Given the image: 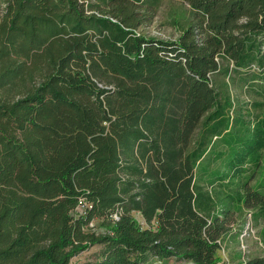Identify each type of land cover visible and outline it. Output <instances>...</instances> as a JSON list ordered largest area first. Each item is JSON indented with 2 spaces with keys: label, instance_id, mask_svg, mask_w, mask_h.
Here are the masks:
<instances>
[{
  "label": "trees",
  "instance_id": "trees-1",
  "mask_svg": "<svg viewBox=\"0 0 264 264\" xmlns=\"http://www.w3.org/2000/svg\"><path fill=\"white\" fill-rule=\"evenodd\" d=\"M160 1L0 0V264H221L263 202L264 118L213 77L264 94V0H184L174 39L140 31Z\"/></svg>",
  "mask_w": 264,
  "mask_h": 264
},
{
  "label": "rangeland",
  "instance_id": "rangeland-1",
  "mask_svg": "<svg viewBox=\"0 0 264 264\" xmlns=\"http://www.w3.org/2000/svg\"><path fill=\"white\" fill-rule=\"evenodd\" d=\"M190 5L184 0H161L160 6L157 9L155 18L150 22L140 27L151 37L162 39H174L183 29V23L189 16ZM223 69H228V73H218L213 77L215 85L226 91L230 101L235 105L237 102H254L257 107L253 108L254 123L258 119L264 118V94L257 93L253 90L249 91L234 83L233 79L237 78V74L233 72V66L225 63ZM253 107V105L251 106ZM233 108L229 111L230 117L233 116ZM202 130L198 131L197 138ZM226 131H224L225 133ZM223 133V134H224ZM197 138L195 142L197 143ZM214 137L213 140H215ZM196 146V144H194ZM250 164L248 167H253V172L246 179L242 175H238V179L245 180L249 186L256 190L257 193L264 199V139L261 147L257 148L253 154L249 156ZM241 216L237 217L236 222L239 223L236 230L238 238L228 242V244L219 252L220 263L237 264L240 260L252 256H264V200L255 207L243 208ZM89 227L96 232H104L106 227L100 220L94 219ZM98 247H90L80 253L74 259L72 264H82L85 261L94 260L95 252ZM149 264H193L178 260L176 258L160 259L153 258Z\"/></svg>",
  "mask_w": 264,
  "mask_h": 264
},
{
  "label": "built area",
  "instance_id": "built-area-1",
  "mask_svg": "<svg viewBox=\"0 0 264 264\" xmlns=\"http://www.w3.org/2000/svg\"><path fill=\"white\" fill-rule=\"evenodd\" d=\"M78 208H79L80 211L84 208V204H83L82 201L79 202Z\"/></svg>",
  "mask_w": 264,
  "mask_h": 264
}]
</instances>
